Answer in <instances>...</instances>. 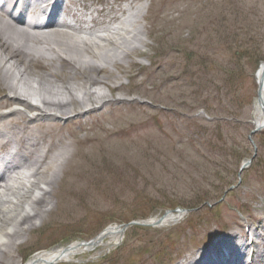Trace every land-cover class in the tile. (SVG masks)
<instances>
[{
    "label": "rangeland",
    "instance_id": "obj_1",
    "mask_svg": "<svg viewBox=\"0 0 264 264\" xmlns=\"http://www.w3.org/2000/svg\"><path fill=\"white\" fill-rule=\"evenodd\" d=\"M75 3L77 30L65 35L84 46L91 40L101 45L103 38L120 39L121 28L128 27L137 50L128 59L114 49L121 55L118 63L103 61L105 70L96 74L105 76L107 85L91 90L110 101L94 106L93 113L73 105L64 113L84 114L73 121L53 122L34 108L26 112L10 99L13 91L0 86V105H7L0 117L9 116L0 120L8 127L0 135L39 138L49 157L44 167L54 179L47 189L51 195L36 199L45 215L34 230L20 233V246L5 238L1 264H26L38 252L89 242L110 226L161 219L176 209L184 211L179 222L132 226L121 245L57 264H178L189 252L209 249L241 227L244 233L255 230V219L264 225V129L253 132L252 104L256 71L264 62V0ZM5 65L15 72L9 78L14 93L21 90L12 98L24 94L39 106L42 94L47 100L69 99L45 90L60 91L65 81L40 79L36 74L52 71L44 62L25 74L15 61ZM67 72L63 67L61 77ZM79 84L76 80L73 87L82 100ZM11 149L5 147L4 154ZM45 177L43 172L40 180Z\"/></svg>",
    "mask_w": 264,
    "mask_h": 264
},
{
    "label": "bare ground",
    "instance_id": "obj_2",
    "mask_svg": "<svg viewBox=\"0 0 264 264\" xmlns=\"http://www.w3.org/2000/svg\"><path fill=\"white\" fill-rule=\"evenodd\" d=\"M46 1L48 0H35L28 4H26L25 1H21L16 7V0H5L2 7L3 15H0V70L3 69L6 72H0V86L3 87V90L8 89L11 92L13 91V93H10L13 96H17L21 91L19 90L17 94L14 93L15 87L11 85L9 78L11 77V73L13 74L15 72L10 69L8 65H5V62H17L18 65L24 67V70H19L24 74L25 72L28 73L27 70L34 67L36 63L44 62L47 67L50 66L52 68V71L49 75L35 73L40 79H45L49 83L54 81H65L60 91V88L55 89L54 87L45 90L51 91L50 93H52L54 97L59 98L63 96V94H66L69 99L65 101L47 100L41 97L42 94L40 100L37 101L41 103L40 106H35L31 101H28L29 98L26 95L21 94V99L19 97L16 98V100H18L17 103L26 107V112L31 108L37 109L42 117L52 118L53 122L59 119L62 120V118H68L73 115V113L78 112L75 110L69 114L64 113L75 104L82 108H87L88 112L93 113L96 109L94 106L105 105L110 101L108 97H101L99 93L92 92L91 90L93 86L107 85L108 79L105 76L100 77V74H96V72L102 73L103 70H105V66L102 64L104 60H109L110 63L114 65L118 63V60L115 59L117 57L118 59L121 57H127L128 59L132 57L137 50L136 47H132L135 34H133L130 28L123 27L121 29L125 32L124 36L120 38L121 40L103 38L102 40H104L105 43L101 45L99 44L100 42L91 40L84 42L86 46L81 44L83 41H79L72 36H67L59 30L48 32L47 34H44V32H35L33 34L31 29L27 26H35L36 23L39 22V19L34 15L29 16V13L35 14L36 11L44 9L42 5L46 3ZM56 22V19L52 20V24H56ZM37 49H40V52ZM114 49L120 52L122 51L124 54L121 53L124 56L119 55L120 53L117 56V54L113 52ZM63 67L70 70V72H67L66 76L61 77ZM31 74L34 75L33 73ZM76 80L82 82V84H79L82 91H84L82 100L75 95L77 91L73 87V83H75ZM257 80L261 86L262 102L261 104L259 101L256 102L254 110L257 117L256 126L263 121L261 106H264V76L259 74ZM29 86L33 87L31 84H29ZM120 87L121 86H116L114 89L118 90ZM62 91L65 92L62 93ZM6 106L7 105H0V108H5ZM91 107L94 109H91ZM83 116L84 114L81 112V117ZM8 117H0V120L7 119ZM30 118L34 119L33 117ZM54 127L57 126L54 125ZM2 128L7 129L8 127H4L0 124V131H2ZM13 140L15 139L0 140V149H4V147L9 145ZM17 141L21 142V148L0 159L3 163L0 169V246L2 247L3 245H7L5 238L8 236L12 238L10 239L12 243L14 240L16 245L20 246L21 243L18 242L20 233L23 235L26 231L34 230L35 225L38 224L36 220L41 219L42 214L44 213L45 215L46 212L39 211L36 205L38 204L36 199L38 200L41 195L49 197L51 193L47 189L54 181L50 171L48 169L46 170V167H44L49 157L48 154H43L39 138L31 133L30 135L20 137V139L18 138ZM59 167L60 164L57 166L54 165V172ZM22 169L30 170L32 174L30 176L25 173L21 174L19 171ZM43 172L47 175V178L45 177L41 181L40 176ZM44 186H47L46 189ZM42 192H44V194H42ZM44 200H46V198H43V201ZM25 216L28 217L25 218ZM182 218H184V213H175V215L168 214L158 223L164 226L168 223L179 222ZM32 221H35V223H32ZM255 222L259 223L255 230L251 228L248 232L244 233L241 227L238 232L224 235L209 249L189 252L183 258L184 260L181 264H203L204 261L212 264L213 255L219 256L220 253L224 251L225 247L229 250H235L234 254L236 255L242 254L247 256L251 264H264L263 247L260 245L257 249H254L255 241L258 238L255 233L262 231L264 225L257 221V219H255ZM151 224H153V222H151ZM16 228L20 229L19 233L15 231ZM122 232V228L113 227L111 230L102 233L96 240H93L90 245L79 242L38 252L26 264L76 262L80 255L94 253L104 247L111 248V246L121 245L123 241ZM243 241L245 243L242 245L243 247L245 246V250L240 246ZM1 249L2 248H0V250ZM1 262L2 261H0V264Z\"/></svg>",
    "mask_w": 264,
    "mask_h": 264
},
{
    "label": "water",
    "instance_id": "obj_3",
    "mask_svg": "<svg viewBox=\"0 0 264 264\" xmlns=\"http://www.w3.org/2000/svg\"><path fill=\"white\" fill-rule=\"evenodd\" d=\"M264 112V110H263ZM177 212H181L180 210H176ZM166 214H169V212H167ZM160 224V223H159ZM133 225H137V226H154V225H158V223H153V224H150V223H147V222H143V223H139V222H132L131 224L129 225H126L124 226V231L126 230L125 228L126 227H132Z\"/></svg>",
    "mask_w": 264,
    "mask_h": 264
},
{
    "label": "trees",
    "instance_id": "obj_4",
    "mask_svg": "<svg viewBox=\"0 0 264 264\" xmlns=\"http://www.w3.org/2000/svg\"><path fill=\"white\" fill-rule=\"evenodd\" d=\"M228 81H229V78L226 77V78L224 79L225 84L228 83ZM226 95H228V93H227ZM228 96H230V95H228ZM144 217H145V216H144ZM144 217H143V218H144Z\"/></svg>",
    "mask_w": 264,
    "mask_h": 264
}]
</instances>
